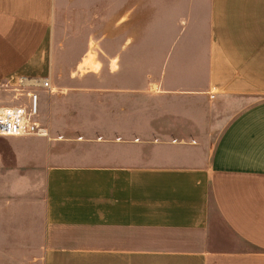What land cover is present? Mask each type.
I'll list each match as a JSON object with an SVG mask.
<instances>
[{
	"label": "crops",
	"instance_id": "obj_1",
	"mask_svg": "<svg viewBox=\"0 0 264 264\" xmlns=\"http://www.w3.org/2000/svg\"><path fill=\"white\" fill-rule=\"evenodd\" d=\"M209 7L202 87L171 68L157 96L211 97L236 114L198 161L48 166L44 264H264V0ZM53 9L54 0H0V84L47 79Z\"/></svg>",
	"mask_w": 264,
	"mask_h": 264
},
{
	"label": "rangeland",
	"instance_id": "obj_2",
	"mask_svg": "<svg viewBox=\"0 0 264 264\" xmlns=\"http://www.w3.org/2000/svg\"><path fill=\"white\" fill-rule=\"evenodd\" d=\"M209 6L210 0H54L45 60L50 87H35L45 93L34 120L48 135L0 136V264H44L48 166L125 158L135 166L180 165L212 148L221 120L236 111H219L214 98L201 95L175 103L158 97L155 85L172 68L192 71L195 89L202 87ZM16 89L3 88L0 102L29 107V87ZM155 152L167 159L155 160Z\"/></svg>",
	"mask_w": 264,
	"mask_h": 264
},
{
	"label": "built area",
	"instance_id": "obj_3",
	"mask_svg": "<svg viewBox=\"0 0 264 264\" xmlns=\"http://www.w3.org/2000/svg\"><path fill=\"white\" fill-rule=\"evenodd\" d=\"M12 80V79H11ZM8 84L6 82L0 84V92L8 86L18 90L25 87H41L49 88L48 79L36 80L32 78H17V83ZM14 80V79H13ZM29 107L26 105L8 106L0 102V136L6 137H28L38 136L46 137L47 130L35 121L34 118L38 114L39 97L34 92H28Z\"/></svg>",
	"mask_w": 264,
	"mask_h": 264
},
{
	"label": "bare ground",
	"instance_id": "obj_4",
	"mask_svg": "<svg viewBox=\"0 0 264 264\" xmlns=\"http://www.w3.org/2000/svg\"><path fill=\"white\" fill-rule=\"evenodd\" d=\"M83 64V63H82Z\"/></svg>",
	"mask_w": 264,
	"mask_h": 264
}]
</instances>
